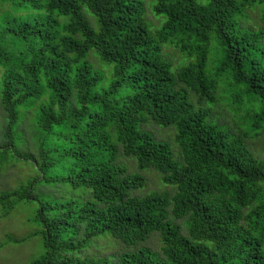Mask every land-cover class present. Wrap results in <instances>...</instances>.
I'll return each mask as SVG.
<instances>
[{"label": "trees", "instance_id": "trees-1", "mask_svg": "<svg viewBox=\"0 0 264 264\" xmlns=\"http://www.w3.org/2000/svg\"><path fill=\"white\" fill-rule=\"evenodd\" d=\"M0 3V174L20 150L37 172L0 208L31 211L29 264H264V0Z\"/></svg>", "mask_w": 264, "mask_h": 264}, {"label": "rangeland", "instance_id": "rangeland-1", "mask_svg": "<svg viewBox=\"0 0 264 264\" xmlns=\"http://www.w3.org/2000/svg\"><path fill=\"white\" fill-rule=\"evenodd\" d=\"M2 9L3 5L0 3V11ZM250 12L251 14L249 18L246 19L245 23L255 27H264V22H262L260 14L257 11ZM149 17L156 26L160 24L159 19L155 15L150 14ZM165 51L170 54L174 67H177L186 61V58L181 51L173 45H167ZM32 116L33 112L26 119V123L21 125L22 128L26 129L28 123L29 126L32 125ZM3 119L4 111L0 106V128ZM230 122H233L232 118H230ZM26 133L28 134V141L32 146L34 140L30 136V130H26ZM169 134H171V132L167 133V135ZM250 144L258 156L264 157V134H262L260 138L251 139ZM20 152L21 156H19L21 162L12 163L7 170H4L0 174V192L7 189H15L21 184V182H26L32 174L33 176L36 175L37 172L35 171V166L33 167L29 164L31 162H25L27 160H24L26 159V152L24 150H20ZM133 169L137 170V167H133ZM145 175L147 177V185L144 189L140 190V193L143 194L154 190L170 189L169 186L163 183L162 179L156 172L146 171ZM43 190H47V187H44ZM31 217V211L25 206L19 205L6 214L0 208V264H29L32 258L41 251V239L39 236L33 235L38 227L36 223L32 221ZM146 244L158 249V246L160 245L159 236H152ZM121 246L122 245L112 243L110 239L106 238L99 240L98 246L95 247L101 253H114L118 251Z\"/></svg>", "mask_w": 264, "mask_h": 264}]
</instances>
